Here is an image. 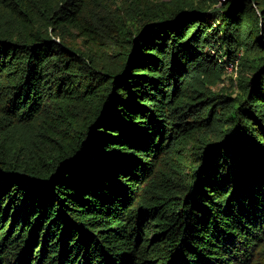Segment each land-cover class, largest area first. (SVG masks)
I'll return each instance as SVG.
<instances>
[{
  "label": "trees",
  "instance_id": "obj_1",
  "mask_svg": "<svg viewBox=\"0 0 264 264\" xmlns=\"http://www.w3.org/2000/svg\"><path fill=\"white\" fill-rule=\"evenodd\" d=\"M115 2L0 0V264H264V0Z\"/></svg>",
  "mask_w": 264,
  "mask_h": 264
},
{
  "label": "rangeland",
  "instance_id": "obj_2",
  "mask_svg": "<svg viewBox=\"0 0 264 264\" xmlns=\"http://www.w3.org/2000/svg\"><path fill=\"white\" fill-rule=\"evenodd\" d=\"M109 3H111L113 6L116 5L115 1H126V0H108ZM230 71V70H227ZM226 76H223V80H217L214 79L210 83H208L209 88L215 92V93H228L231 95H235L237 92L236 86H235V80L231 79L230 77L234 78V73L232 72H226ZM198 137V136H197Z\"/></svg>",
  "mask_w": 264,
  "mask_h": 264
},
{
  "label": "built area",
  "instance_id": "obj_3",
  "mask_svg": "<svg viewBox=\"0 0 264 264\" xmlns=\"http://www.w3.org/2000/svg\"><path fill=\"white\" fill-rule=\"evenodd\" d=\"M222 1H224V0H219V2L221 3ZM232 66H233V64H231L230 66H228V70H232Z\"/></svg>",
  "mask_w": 264,
  "mask_h": 264
}]
</instances>
